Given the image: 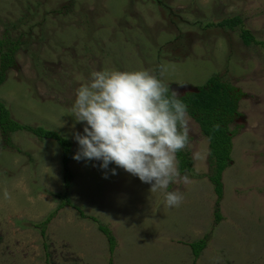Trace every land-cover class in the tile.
I'll return each instance as SVG.
<instances>
[{
  "label": "rangeland",
  "instance_id": "rangeland-1",
  "mask_svg": "<svg viewBox=\"0 0 264 264\" xmlns=\"http://www.w3.org/2000/svg\"><path fill=\"white\" fill-rule=\"evenodd\" d=\"M234 16L258 44L216 27ZM20 19L9 32L19 48L0 100L21 124L71 140L74 155V133L84 125L71 107L93 72L150 70L179 96L219 75L246 96L220 203L208 178L209 142L188 117L190 183L174 180L151 192L114 164L105 171L72 157L69 198L87 218L71 206L59 209L46 240L34 224L65 201L55 196L66 191L62 151L56 141L26 131L7 140L0 130V264H264V0H0V39ZM174 190L184 199L169 208L165 191ZM90 217L113 233V255ZM205 237L196 260L190 245Z\"/></svg>",
  "mask_w": 264,
  "mask_h": 264
},
{
  "label": "clouds",
  "instance_id": "clouds-1",
  "mask_svg": "<svg viewBox=\"0 0 264 264\" xmlns=\"http://www.w3.org/2000/svg\"><path fill=\"white\" fill-rule=\"evenodd\" d=\"M168 91L150 70L93 72L75 90L71 107L74 120L84 125L83 134L74 133L79 147L73 159L98 161L105 171L114 164L151 185V192L166 190L174 180L190 183L180 175L176 156L189 142L187 105ZM4 198H11L7 191ZM183 199L180 190L165 191L169 208Z\"/></svg>",
  "mask_w": 264,
  "mask_h": 264
},
{
  "label": "trees",
  "instance_id": "trees-1",
  "mask_svg": "<svg viewBox=\"0 0 264 264\" xmlns=\"http://www.w3.org/2000/svg\"><path fill=\"white\" fill-rule=\"evenodd\" d=\"M55 13H62L61 9H57ZM21 20L9 24L10 29L7 27L4 33L9 37L0 39V86L4 83L7 72L13 69L16 63L15 51L19 48V41L14 44L13 38H11L12 35L9 32L21 25ZM216 27L232 31L238 29L245 45L258 44L253 35L244 28L242 19L239 16L225 19ZM167 88L169 90L167 95L171 97L173 90L169 89V87ZM245 96L246 94L241 89L223 81L219 75L212 76L206 84L197 87L194 92L179 96V99L187 105L188 117L200 126L201 133L209 142L208 163L210 174L208 178L217 194V204L223 199L224 194L223 173L233 162V140L237 135L234 125L238 118L241 117L239 105ZM0 130L7 140L11 139L13 133L26 131L36 136L39 140L56 141L62 151L64 186L66 191L64 194H56L55 196L65 201L42 223L34 224L35 228L41 230L43 239L46 240L48 225L59 209L62 210L66 206H71L78 211L82 218H87L84 212L79 207L74 206L69 198V189L71 188V181L74 176V173L69 169V163L74 156L72 149L73 142L58 132L48 130L42 126L33 127L21 124L12 117L10 109L1 100ZM176 156L180 175L192 173L194 160L190 152L181 150ZM215 216L216 222L218 223L222 219L219 208H217ZM88 219L98 223V220L93 217ZM98 228L107 237L110 246L109 251L113 255L117 246L116 238L106 225L98 223ZM207 242L205 237V239L190 245L196 260L200 258L202 252L207 248ZM111 263L112 258L110 259Z\"/></svg>",
  "mask_w": 264,
  "mask_h": 264
}]
</instances>
